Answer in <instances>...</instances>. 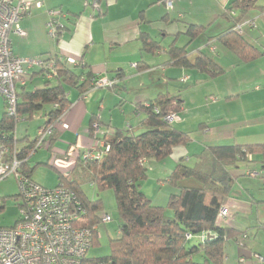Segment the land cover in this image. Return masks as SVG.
I'll list each match as a JSON object with an SVG mask.
<instances>
[{
  "label": "crops",
  "instance_id": "crops-1",
  "mask_svg": "<svg viewBox=\"0 0 264 264\" xmlns=\"http://www.w3.org/2000/svg\"><path fill=\"white\" fill-rule=\"evenodd\" d=\"M34 1H39L41 7L31 8L19 22L24 35L20 36L13 32L9 34L15 56L48 58L61 54L75 58L77 61L82 60L99 78L116 80V86L113 88H91L82 95L74 90L68 92L70 105L60 118V123L67 126L63 128L61 124L57 125L58 132L52 150L59 152L63 151L62 148L69 147L73 149V153L79 154L81 149L89 147L91 145L89 132L93 121L100 124L104 137L111 136L116 129L139 133L144 130L139 125L144 115L136 110V104L154 100L160 94L179 95L181 98V90H172L169 88V82L187 76L186 69L167 64L166 50L172 42L177 45L180 34L189 41L184 34L188 24L205 26L204 33L208 32L206 41H200L195 50L188 52L189 57H194L199 50H206L225 70V73L217 78L206 79L203 74L189 69L195 72L190 76H194L197 90H201L199 93L204 96H218V100L210 103L208 107L211 111L208 115L197 113L199 133L194 138H190L191 142L188 145L172 149L171 154L166 157L170 166L160 160L158 163L152 159L144 162L145 168L151 173L157 175V169L160 173L156 182L150 181L157 190L147 188V192L141 187V192L153 204L164 206L169 195L178 191V187L168 184L167 177L179 160L184 159L185 164L193 165L195 161L193 155L198 154L206 145H245L263 142L264 119L252 125L247 122L244 124L246 128L250 126L256 128L246 135L252 138H238L233 129H230L232 136L228 137L229 129L226 127L218 129L217 124L218 120L224 119L228 106L234 102L239 104L241 111L246 107L247 112L243 115L249 116L247 120L255 121L252 118L253 114H263L258 110L264 108V0H256L244 13L233 11L235 16L241 14L239 25L244 38L263 53L258 59L249 63L239 62L231 51L217 41L207 46L208 38L215 37L232 26V21L225 17L223 12L233 0H200L202 5L198 6L199 9L197 5L201 2L197 0H173L172 11L165 7L162 0H96L97 11L89 6L91 0ZM56 8L65 14V17L61 18L65 29L59 33L56 40H53L47 35L45 24L48 10ZM143 36H148V39L160 44L157 51L146 52L142 49ZM164 54L167 57L159 61V57H164ZM136 63L139 64L138 67L135 66ZM23 68L29 76V83H32L36 77H42L37 73L38 66L23 65ZM124 104H130V110H126ZM252 105L261 106L254 110ZM182 109L183 99L181 109L177 113L179 117ZM185 121L186 119L182 120L183 123ZM179 122L176 121L172 125ZM44 123L45 121L40 125ZM40 125L36 127L32 137L28 136L30 140L35 136ZM175 127L189 134L191 132L182 125ZM15 133L17 138L21 137L17 131ZM223 137L229 140L222 143L220 139ZM61 139H67V142ZM25 143L18 142V148ZM64 151L66 161L70 154L68 150ZM261 156L250 155L249 158L257 157L264 169L260 161ZM75 161L72 165L62 161L54 167L66 173ZM162 162L163 165L159 168L157 164ZM230 170L233 178H237V173L233 169ZM253 176L256 177L257 173ZM179 184L197 186L189 179L181 180ZM248 198L249 201L245 204L248 207L247 214L229 196L221 203V207L227 210L229 216L217 221L218 224L233 227L244 233L240 238L242 240L225 242L224 264H263L255 255L264 259V205H262L264 200ZM245 199L248 200L246 197ZM235 215H243V217L238 221Z\"/></svg>",
  "mask_w": 264,
  "mask_h": 264
},
{
  "label": "trees",
  "instance_id": "trees-1",
  "mask_svg": "<svg viewBox=\"0 0 264 264\" xmlns=\"http://www.w3.org/2000/svg\"><path fill=\"white\" fill-rule=\"evenodd\" d=\"M92 1L88 3L90 7H93ZM255 1L233 0L223 12L232 21V26L225 32L208 38L207 46L217 41L241 63H249L262 56L263 53L244 38L242 29L240 32L236 28L242 17L241 14L235 16L233 12L244 13ZM93 9L97 11L98 7ZM64 29L63 24L58 33ZM205 29L202 25L188 24L184 34L191 42L203 34ZM142 39V49L146 52H155L160 47L157 41L148 39V36H143ZM166 54L167 64L195 70L206 79H214L225 73L206 50H199L191 58L186 46L180 47L172 42ZM61 56L56 54L48 58L36 57L44 62L53 60L55 74L47 78L45 70L39 67L37 73L42 75L44 83L34 90L26 89L22 76L15 84L16 115H10L4 105L0 118V144L11 147L18 142H26L18 148L19 159L26 158L34 145L35 136L32 140L28 136L17 138V119H31L33 115L44 111L46 120L42 125L52 123L56 126L60 116L70 105L68 92L74 90L82 95L93 88L99 79L82 60L72 65ZM135 66L138 67L139 64L136 63ZM114 86L116 81L109 87ZM181 106L182 99L179 95L166 94L136 104V110L144 115L139 124L143 131L133 133L116 129L111 136L105 137L109 150L102 159L83 158L79 153L69 171H58V184H63L76 193L82 206L87 209L89 222L92 224H97L102 217L98 214L101 201H90L83 195L76 174L99 188H111L115 195L120 225L118 236L110 240L109 255L102 258L86 256L81 264H224L225 242L238 241L243 237V232L218 224L217 213L231 191L233 175L230 168L253 160L249 156L257 154L262 155L260 161L264 165V140L245 145H206L198 154L193 155L195 161L191 166L185 164L184 159L179 160L167 177L168 183L178 187V191L169 195L164 206L153 204L141 192L142 180L146 178L147 171L144 162L149 159L162 160L171 154L173 148L186 145L190 140L189 132L179 130L172 125L173 122L166 120L170 114L178 113ZM46 107H49L47 111ZM57 132L54 127L45 139L48 151H52ZM39 150L36 149L32 156ZM32 156L22 162V172L31 179L34 167L31 168L29 162ZM50 156L43 164L50 165ZM78 166L81 167L80 171L77 170ZM188 178L196 180L199 186L179 184L181 180ZM3 208L4 205L0 203V210ZM168 211L172 213L171 216L167 214ZM208 233L213 236L207 237ZM194 238L197 239L196 242L191 243Z\"/></svg>",
  "mask_w": 264,
  "mask_h": 264
},
{
  "label": "built area",
  "instance_id": "built-area-1",
  "mask_svg": "<svg viewBox=\"0 0 264 264\" xmlns=\"http://www.w3.org/2000/svg\"><path fill=\"white\" fill-rule=\"evenodd\" d=\"M165 7L172 8L173 0H162ZM36 7H41L39 1ZM96 8V0L92 1ZM31 3L26 0H0V94L10 115H16L17 96L15 84L25 74L24 66H38L45 70L47 78L55 74L54 61L44 62L39 58H21L13 54L10 32L20 36L24 32L19 26L21 19L29 13ZM48 31L56 36L63 28L61 21L65 14L59 9L48 10ZM236 28L241 32V25ZM64 57L68 64H76L72 57ZM60 58V59H61ZM187 76L182 79H186ZM116 80L100 77L93 88L99 89L111 86ZM23 83V82H21ZM215 98L211 97V100ZM180 119L177 113L166 117L169 122ZM61 124L60 118L56 124H45L38 128L35 142L25 159L30 158L36 149L47 147L46 138L54 127ZM109 150V144L101 131L98 122L92 124L91 145L79 151L83 158L100 160ZM18 147L0 144V181L15 176L19 184L18 204L19 218L11 227H0V264H81L82 260L98 237V227L101 222L111 220L109 215L100 218L97 224L89 222L87 209L74 191L58 184L45 187L22 172V162L19 159ZM250 174V172L248 173ZM250 175H254L251 173ZM228 212L221 207L217 213V221L227 218ZM261 263L264 259L255 255ZM244 260V258H243Z\"/></svg>",
  "mask_w": 264,
  "mask_h": 264
},
{
  "label": "rangeland",
  "instance_id": "rangeland-1",
  "mask_svg": "<svg viewBox=\"0 0 264 264\" xmlns=\"http://www.w3.org/2000/svg\"><path fill=\"white\" fill-rule=\"evenodd\" d=\"M27 2L31 3V8H36L34 0H26ZM197 2H201L200 0H197ZM202 2L197 5V9H199L198 6H201ZM57 9V8H56ZM196 9V10H197ZM171 10V9H170ZM194 10V6H193ZM172 11V10H171ZM48 22H49V15L47 13V21L45 24L47 35L53 39L56 40L58 38L59 33L56 36H52L48 31ZM208 32L201 34V36L194 40L189 42L184 35L180 34L177 39V45L178 46H184L186 45L187 51L192 52L195 50L197 44L200 41H203L207 39ZM164 45V43H162ZM164 57H159V61L162 58H166L167 55L164 54ZM31 58V57H30ZM186 75L189 78L187 79H181V80H171L169 82V88H172V90H181V98L183 99V109L180 112V118L186 119V121L183 123L181 119H179L177 122L178 124L175 126H184V128L189 129L191 132V137L194 138L197 136V133H199V130H197V113H203L208 115L210 110V103L212 101L218 100V96H212L215 98V100H211V96H204L201 93H199L201 90H197V82L194 79V76L191 77L190 74H193L195 72L191 70H186ZM24 80L26 83V89L32 90L35 87L39 88L43 86V77H36L32 83H29V76L27 74L24 75ZM171 86V87H170ZM3 97L0 94V118L2 113L4 112L3 109ZM128 105V106H127ZM124 104L126 107V110H130V104ZM261 105H252V109L256 110ZM49 107L45 108V111L48 110ZM258 111L262 112L261 115H254L252 118L255 121L247 120L249 116H245L247 112L246 107H244V110L241 111L239 108L238 103H232L228 106V111L226 113V116L222 120H218V129L221 128H228L227 135L232 136V132L230 129H233L235 131V134L238 136V138H252L250 136H246L247 133L255 130L256 128L254 126H250L249 128L244 127V124L247 122L250 125L259 122L260 120L264 119V108H260ZM44 111H41L33 116L31 119L26 118H20L17 119L15 130L21 136L20 138L24 136H33L35 133L36 127L43 123L46 120V117L44 116ZM174 123V122H173ZM184 124V125H183ZM36 135V134H35ZM64 142H67V139H61ZM227 139L226 137H223L220 139V141L223 143ZM191 142L186 144L188 145ZM185 146V145H182ZM192 146H194L192 144ZM63 151H56L52 150L48 151L46 147L44 149H40L32 158L30 159L29 165L30 167H34L32 171V179L37 182L40 185L45 187H54L58 184L57 175L58 170L54 167V165H59L60 162L64 161L68 165H72L77 157V153H73V149H69V147L62 148ZM68 150L69 157L65 161V151ZM50 157V165L43 164L46 162L47 157ZM59 155V157L57 156ZM155 163H158L159 160L152 159ZM165 161V165H169V160L166 158L160 160ZM59 163V164H58ZM159 168L163 165V162L160 164H157ZM62 168V167H61ZM230 169H233L234 172L237 173V178H233L231 191L229 193V197L232 198L237 204L240 205V208L244 209L245 214H247V206L245 205L247 201H249L248 197H252L258 201L264 200V169L262 168V165L259 164L257 157H254V159L247 162L239 163L236 167H231ZM77 170H81V167L78 166ZM65 171V170H64ZM251 173H257V176L249 175L247 172ZM159 170L157 169V175H154L149 171V169L146 171V178L142 180V188L147 191V188L154 189V191L157 190V187L150 181L156 182L157 178L159 177ZM76 174V173H75ZM248 174V175H247ZM78 178V183L80 190L82 191L83 195L90 201L100 200L101 201V209L99 210L98 214L100 216L109 215L111 217V220L104 223L101 222L98 227V237L94 241V245L91 247L89 252L87 253V258H102L109 255L110 252V240L115 239L118 236V227L120 225V220L117 212L116 207V200L114 191L111 188H99L98 186L94 185L90 180L83 178L76 174ZM193 184L196 183L199 186L198 182H195L196 180H192L188 178ZM194 181V182H193ZM169 184V183H168ZM247 190H246V189ZM18 189L19 184L15 176L7 177L0 181V203L1 205H4V208L0 210V227H11L13 226L16 221L19 218V212H18V204L21 203V198L18 196ZM148 192V191H147ZM245 197L248 199L246 200ZM4 199V200H3ZM264 205V204H262ZM254 214H256V208H254ZM169 216L172 215L170 211L167 213ZM236 219L239 221L243 217V215H235ZM197 239H192L191 243H195ZM242 240V239H240Z\"/></svg>",
  "mask_w": 264,
  "mask_h": 264
},
{
  "label": "water",
  "instance_id": "water-1",
  "mask_svg": "<svg viewBox=\"0 0 264 264\" xmlns=\"http://www.w3.org/2000/svg\"><path fill=\"white\" fill-rule=\"evenodd\" d=\"M213 235H210L209 233H208V235H207V237H212Z\"/></svg>",
  "mask_w": 264,
  "mask_h": 264
},
{
  "label": "bare ground",
  "instance_id": "bare-ground-1",
  "mask_svg": "<svg viewBox=\"0 0 264 264\" xmlns=\"http://www.w3.org/2000/svg\"><path fill=\"white\" fill-rule=\"evenodd\" d=\"M60 118H61V116H60ZM39 128V127H38ZM38 130V129H37ZM37 132V131H36ZM17 146V145H16ZM18 147V146H17Z\"/></svg>",
  "mask_w": 264,
  "mask_h": 264
}]
</instances>
